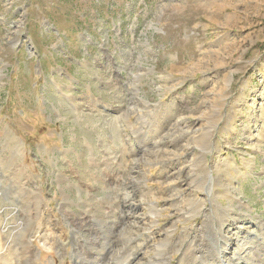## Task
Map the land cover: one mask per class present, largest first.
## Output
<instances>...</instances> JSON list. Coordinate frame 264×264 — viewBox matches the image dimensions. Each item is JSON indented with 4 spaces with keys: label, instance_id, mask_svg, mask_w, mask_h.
Here are the masks:
<instances>
[{
    "label": "rangeland",
    "instance_id": "374dc122",
    "mask_svg": "<svg viewBox=\"0 0 264 264\" xmlns=\"http://www.w3.org/2000/svg\"><path fill=\"white\" fill-rule=\"evenodd\" d=\"M118 196L157 206L138 264L238 262L222 208L261 236L264 0H0V264H131Z\"/></svg>",
    "mask_w": 264,
    "mask_h": 264
},
{
    "label": "bare ground",
    "instance_id": "6f19581e",
    "mask_svg": "<svg viewBox=\"0 0 264 264\" xmlns=\"http://www.w3.org/2000/svg\"><path fill=\"white\" fill-rule=\"evenodd\" d=\"M177 106H173V108H171V111H173ZM178 127H180V125H178ZM181 128L183 129V126H181ZM122 132H124L122 130ZM141 134H139L140 136ZM184 135L186 136V138H174L173 137V133L167 132V134L164 136L165 139V143L168 146L169 144H172L175 147H183L186 150H188L190 152L191 150V144H192V140L193 137L190 136V133L185 132ZM121 137L123 140V144L126 146V148L128 149V151L130 153H132V143L130 141L129 136H127V134L121 133ZM181 140H184V142H186L185 145H181L180 143L182 142ZM190 154V153H189ZM177 161H180V159H177ZM182 161L185 163L188 161V157L185 156L183 157ZM187 165V164H186ZM170 193V194H169ZM169 197H175L176 196V189L173 188L170 192H169ZM178 199V196L176 197L175 200L170 201V204L173 206V208L175 210L178 211H184V209L181 207V204L183 203V199ZM116 203L117 206H121L122 202L124 204V209L126 208V211H123L125 213V215L121 216V221L122 219L126 218L128 219V217H130V220L128 221L132 226L135 227L136 230V235L135 234H131L132 236L134 235V237L131 238L130 241H133V245L131 246V248H133L134 250H136L135 254H131L132 257V263L131 264H138V262H136L137 257H139V251L141 246H143V251L147 248H149L147 246V243L144 241H141V237H142V231H148L149 233H152L150 228H152L153 226V221L156 220V214L154 212V209L157 208V206H155L152 203H148L147 205H141L142 202H132L130 205H127V201L125 200H121V198L118 196L116 198ZM190 201V200H189ZM119 203V204H118ZM169 204V203H168ZM139 205L140 208L138 207ZM143 208H147L149 210V215H144V213L142 212ZM177 212V211H176ZM185 214V213H184ZM216 217L218 218H229L230 222H226V220L222 219L221 221L218 220V223H216L213 226V232H216V236H217V240H219L218 238V234L223 235V237H227L229 242V246H228V250H231L232 252H234L235 254L230 256V259L235 262L236 260L238 262L234 263V264H263V259L260 256H257V254L260 253V249L259 247L261 246L262 243V239L264 236V222L263 221H255L254 225L259 228L260 230H263L261 233V236H257V235H248L246 234V224H247V218H249L248 213L246 212H242L241 214H239L237 217H232L231 214L229 213V211L226 209L224 210L219 209V211H217V215L215 214V212H208L206 214H204V220L205 223L204 225L209 229L211 226V221L213 219H216ZM243 217V220L246 222L244 225L239 224V221L241 220V218ZM216 222V221H215ZM241 223V222H240ZM225 224H227L226 226H228L229 228H226ZM231 224H233V228L230 229ZM239 225V226H238ZM171 226H176L175 223H172ZM171 226L169 228H171ZM204 226V227H205ZM167 228L166 230H164V234L168 235L171 234V232L169 231L170 229ZM239 231L237 233H234L233 231ZM141 233V234H140ZM146 236V238L148 239L150 237V235ZM220 235V236H221ZM219 236V237H220ZM224 237V238H225ZM233 237V238H232ZM262 237V238H261ZM130 241H126V239H118L117 242V247L118 250H126V247L129 246L130 248ZM150 249V248H149ZM153 250V248L150 250V252ZM126 251H123L121 253V255H125ZM145 252V251H144ZM149 252V254H150ZM224 251H221V249H217L216 251H210L208 257L211 258V260L213 262H215L216 260H222L223 256L222 253ZM147 253V252H146ZM144 254V253H143ZM146 255L144 254L143 259L145 260V258H149L150 255ZM243 254H246L243 255ZM219 256V258H218ZM130 258V254L128 256L125 257V259H129ZM2 260V254L0 252V262ZM198 260L200 263L202 264H207L208 263V259L206 260L204 258V256H199ZM163 261L165 262V260L163 259ZM134 262V263H133ZM192 264H195V260L193 259L191 261ZM159 264H162V262L160 261ZM233 264V263H230Z\"/></svg>",
    "mask_w": 264,
    "mask_h": 264
}]
</instances>
